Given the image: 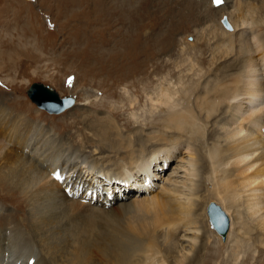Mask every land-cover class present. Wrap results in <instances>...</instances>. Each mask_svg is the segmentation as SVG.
I'll list each match as a JSON object with an SVG mask.
<instances>
[{"label":"bare ground","instance_id":"bare-ground-1","mask_svg":"<svg viewBox=\"0 0 264 264\" xmlns=\"http://www.w3.org/2000/svg\"><path fill=\"white\" fill-rule=\"evenodd\" d=\"M62 1L67 5L74 0ZM230 1L236 5V11H229L233 28L219 30L211 53L227 59L225 65L218 64L202 85L179 89L168 84L158 91L154 103L165 108L158 134L142 127L137 136L127 138L110 119L108 127L91 126L96 139L90 144L89 137L58 135L40 120L0 104V185L25 197L31 210L28 232L20 231L17 223L0 226V264H217L221 256V263L230 256L239 261L248 242L254 254H264V22L258 20L264 15V0L260 7L247 2L246 8L242 0ZM92 2L91 10L99 16L117 15L129 23L127 33L116 32V46L123 50L113 58L122 55L126 65H147L150 41L135 32L149 24L142 7L133 0H83L80 5ZM7 52L12 68L16 64L27 69L19 55L34 58L19 43L3 45L0 58ZM141 55L146 61L137 62ZM80 95L81 106L99 98L89 87ZM131 97L130 109L135 103ZM173 160L176 165L164 176L160 166L165 170ZM125 167L133 180L124 174ZM158 172L160 182L148 189L144 183L137 185L141 179H155ZM131 181L138 186L136 193ZM122 189L127 193L117 196L116 190ZM111 190L116 200L101 201L103 191L111 195ZM214 201L230 219L225 239L210 222L207 205ZM115 203L143 210L148 221L128 230L113 224L108 214ZM206 212L208 222L201 217ZM181 241L188 248H181ZM254 254L253 264H260Z\"/></svg>","mask_w":264,"mask_h":264},{"label":"rangeland","instance_id":"rangeland-1","mask_svg":"<svg viewBox=\"0 0 264 264\" xmlns=\"http://www.w3.org/2000/svg\"><path fill=\"white\" fill-rule=\"evenodd\" d=\"M20 1L0 0V48L7 42L19 43L26 51H30L34 58H29L26 54L19 55L20 57L17 56L20 58L19 61L26 60L27 69L20 68L15 63L13 65L15 69L9 66L10 69L8 64L12 63H9L11 60L7 58L10 56L9 52L6 56H1L3 58H0V104L14 113L27 114L28 118L40 120L51 126L58 135L73 139L80 133L81 137H89L90 144H94L96 139L90 129L91 126L108 127L112 123L110 119L118 123L116 132L122 131L121 134L127 138L137 136L142 127H145L146 133L158 134L165 110L158 101L155 104L158 91L161 88L166 89L168 84L179 89L184 86L188 88L202 85L207 76L213 77L218 64L222 65L224 62L225 65L227 59L216 58L211 54L212 48L217 44L215 41H218L223 29L232 30L229 11H236V5L230 0L225 6L223 0L218 4L220 6H215L217 8H213L214 0H133L137 7H142L140 8L142 16L150 24L144 29L135 30L138 31L136 34H140L146 41L149 39L150 58L147 65L144 63L126 65L128 63L122 60L124 59L122 55L118 59L113 58L116 51L123 50L116 46V32L121 30L122 34L127 33L130 27L124 20L121 22L117 15L109 19L99 16L100 12L91 10L94 8L93 2L83 8L81 6L83 0H74L73 3L68 1L67 5L65 1L52 0L53 3L49 6L51 9L47 8L49 0H39V3L36 0ZM25 1L33 2L31 8L20 5ZM247 2L259 4V7L263 4L262 0H242L241 5L246 8ZM31 10L38 14L33 16ZM260 17L262 18L259 16L258 20L263 24L264 15L262 19ZM144 59L145 57L141 55L137 62L146 61ZM35 82L48 85L61 98L72 97L74 103L60 113H51L40 108L28 94L29 87ZM83 87L94 89L98 93L97 101L88 106H81L80 93ZM126 90L128 95L124 93ZM131 96L135 98V103L130 109L127 102ZM191 99H194V95ZM131 112L134 113L133 116ZM208 125L210 126V123ZM93 136L95 139H92ZM174 160L171 167H166L165 170L160 166L164 176H168L172 167L176 165ZM123 172L129 175V180H133L128 167H125ZM160 175L158 172V176L151 181L141 179L137 185L144 183V189H148L152 183L160 182L156 181ZM132 186V191L136 193L138 186L136 187L134 183ZM156 190L159 191L158 188L154 189ZM7 191L8 189L0 185V226L4 227L9 223L13 226L17 223L20 231L28 232L31 210L26 198L23 196L20 198L19 195H12ZM106 192L103 191L101 201L105 198L113 200L116 195L124 196L127 190H116L115 196L113 190L111 195H107ZM204 193L203 191V195ZM117 206V203L114 208L111 206V214L108 215L111 216L113 224L121 225L125 230L131 225L137 226L148 221L145 217L147 214L142 213L143 210ZM203 215L201 217L208 222L207 212ZM143 219L145 220L142 221ZM208 227L212 230L209 225ZM4 233L6 234V230ZM180 244L181 248L189 246L186 241H181ZM246 245L248 246L244 248L239 261H233V257L230 256V260H224L226 261L224 263L253 264L255 260L251 257L255 247L252 242ZM254 255L261 259L260 264H264V254L258 257L256 252ZM222 257L215 262L224 264L221 263Z\"/></svg>","mask_w":264,"mask_h":264},{"label":"water","instance_id":"water-1","mask_svg":"<svg viewBox=\"0 0 264 264\" xmlns=\"http://www.w3.org/2000/svg\"><path fill=\"white\" fill-rule=\"evenodd\" d=\"M28 94L38 106L49 112H61L74 103L72 97L61 98L57 92L48 85L38 82L33 83L29 87ZM208 214L212 226L216 228L223 239H225L227 230L230 226V219L227 213L222 209L221 205L214 201L208 206Z\"/></svg>","mask_w":264,"mask_h":264},{"label":"snow or ice","instance_id":"snow-or-ice-1","mask_svg":"<svg viewBox=\"0 0 264 264\" xmlns=\"http://www.w3.org/2000/svg\"><path fill=\"white\" fill-rule=\"evenodd\" d=\"M215 3L219 4L222 2V0H214Z\"/></svg>","mask_w":264,"mask_h":264}]
</instances>
